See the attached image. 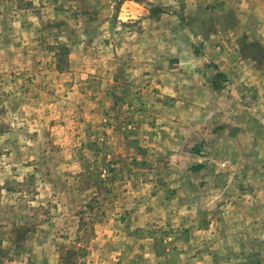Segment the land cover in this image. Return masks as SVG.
Listing matches in <instances>:
<instances>
[{
	"label": "rangeland",
	"instance_id": "1",
	"mask_svg": "<svg viewBox=\"0 0 264 264\" xmlns=\"http://www.w3.org/2000/svg\"><path fill=\"white\" fill-rule=\"evenodd\" d=\"M0 264H264V0H0Z\"/></svg>",
	"mask_w": 264,
	"mask_h": 264
},
{
	"label": "trees",
	"instance_id": "2",
	"mask_svg": "<svg viewBox=\"0 0 264 264\" xmlns=\"http://www.w3.org/2000/svg\"><path fill=\"white\" fill-rule=\"evenodd\" d=\"M219 77V73L217 74V78ZM216 89L218 88H220V85H215L214 86ZM198 168H199V166L198 167H194V170H198Z\"/></svg>",
	"mask_w": 264,
	"mask_h": 264
}]
</instances>
